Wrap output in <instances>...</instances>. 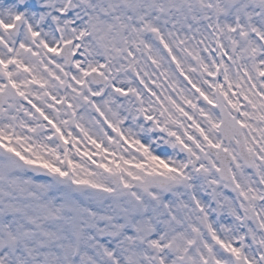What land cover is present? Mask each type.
<instances>
[{
	"label": "snow or ice",
	"instance_id": "6c2138e0",
	"mask_svg": "<svg viewBox=\"0 0 264 264\" xmlns=\"http://www.w3.org/2000/svg\"><path fill=\"white\" fill-rule=\"evenodd\" d=\"M0 264H264V0H0Z\"/></svg>",
	"mask_w": 264,
	"mask_h": 264
}]
</instances>
